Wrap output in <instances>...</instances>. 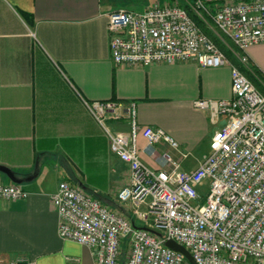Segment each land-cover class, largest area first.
Listing matches in <instances>:
<instances>
[{"label":"crops","instance_id":"crops-1","mask_svg":"<svg viewBox=\"0 0 264 264\" xmlns=\"http://www.w3.org/2000/svg\"><path fill=\"white\" fill-rule=\"evenodd\" d=\"M193 1L0 0V165L11 169L29 192L25 199L0 198V264L19 256L36 264H95L88 247L59 236L52 194L62 181L124 213L136 226L148 225L118 201L130 182V168L111 152L87 104L121 103L122 118L108 119L106 126L127 133L126 108L135 103L141 126L161 128L179 143L180 151L164 144L152 151L140 136L139 154L150 168H164V151L183 171L199 166L203 159L183 168L181 152L188 157L202 147L210 151L211 138L226 119L213 123L210 113L193 103L230 99L231 65H116L108 31L109 16L119 9ZM246 54L252 68L247 75L264 93V44L249 47ZM0 183L13 184L1 172ZM123 250L120 264L126 245Z\"/></svg>","mask_w":264,"mask_h":264},{"label":"built area","instance_id":"built-area-1","mask_svg":"<svg viewBox=\"0 0 264 264\" xmlns=\"http://www.w3.org/2000/svg\"><path fill=\"white\" fill-rule=\"evenodd\" d=\"M197 21L219 41L231 42L236 63H230ZM108 31L116 65L230 64L232 97L194 101L196 109L210 113L213 123L221 116L226 122L212 136L210 153L192 171L181 170L166 151L161 153L164 168L152 169L142 161L140 136L152 151L161 144L180 151V145L161 128L141 126L135 103L126 108L127 133H113L106 126V120L122 118L121 103L87 104L111 152L130 168V182L119 191L118 201L148 225L136 226L124 213L62 181L52 194L61 239L88 247L95 264H120L123 245V264H190L181 252L165 246L167 240L184 246L196 264H264V93L247 75L252 68L246 54L249 47L264 44V0L156 2L141 11L119 9L110 14ZM28 195L18 184L0 183L2 199ZM8 264L36 263L19 256Z\"/></svg>","mask_w":264,"mask_h":264},{"label":"water","instance_id":"water-1","mask_svg":"<svg viewBox=\"0 0 264 264\" xmlns=\"http://www.w3.org/2000/svg\"><path fill=\"white\" fill-rule=\"evenodd\" d=\"M0 172L5 174L14 184L22 183V180L19 179L17 175L8 167L0 165ZM165 246L175 251L181 252L185 256V258L189 261L190 264H196L190 252L181 244L175 242L174 240H167L165 242Z\"/></svg>","mask_w":264,"mask_h":264},{"label":"rangeland","instance_id":"rangeland-1","mask_svg":"<svg viewBox=\"0 0 264 264\" xmlns=\"http://www.w3.org/2000/svg\"><path fill=\"white\" fill-rule=\"evenodd\" d=\"M220 42L224 46V49H225V50L223 49L224 53L226 51H230V48L232 47V44H231V42L229 40L226 39V40H223V41H220ZM209 153H210V151L208 150V148L206 149V147H202L200 149V151H198L194 155L188 156V157L183 159V168H189V167L191 168V167L195 166L198 163L199 160H202L203 157L205 155L209 154ZM206 185H207V181L203 182L202 185H201V192L203 193V195L206 192V190H205ZM141 209L145 210V207L142 206Z\"/></svg>","mask_w":264,"mask_h":264},{"label":"trees","instance_id":"trees-1","mask_svg":"<svg viewBox=\"0 0 264 264\" xmlns=\"http://www.w3.org/2000/svg\"><path fill=\"white\" fill-rule=\"evenodd\" d=\"M198 24L200 25V27L203 29L204 32H206L216 43L217 45L223 50L224 46L223 44L219 41V39L212 33L211 30H209L202 22L197 21ZM225 50V49H224ZM226 56L228 59H230L231 61H233L234 63H236L235 58L233 57V55L231 54L230 51H226ZM258 84V83H257Z\"/></svg>","mask_w":264,"mask_h":264}]
</instances>
